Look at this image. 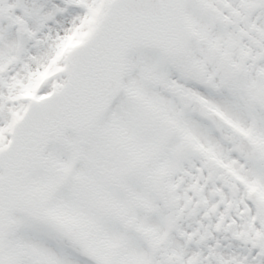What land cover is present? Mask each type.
<instances>
[{
	"label": "snow or ice",
	"instance_id": "1",
	"mask_svg": "<svg viewBox=\"0 0 264 264\" xmlns=\"http://www.w3.org/2000/svg\"><path fill=\"white\" fill-rule=\"evenodd\" d=\"M0 264H264V0H0Z\"/></svg>",
	"mask_w": 264,
	"mask_h": 264
}]
</instances>
